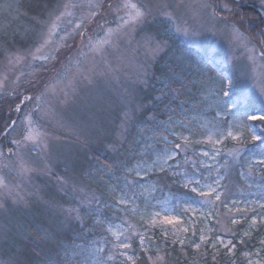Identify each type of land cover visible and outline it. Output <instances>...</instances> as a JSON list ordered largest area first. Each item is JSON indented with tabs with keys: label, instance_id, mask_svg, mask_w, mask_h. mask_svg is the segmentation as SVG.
<instances>
[{
	"label": "rangeland",
	"instance_id": "374dc122",
	"mask_svg": "<svg viewBox=\"0 0 264 264\" xmlns=\"http://www.w3.org/2000/svg\"><path fill=\"white\" fill-rule=\"evenodd\" d=\"M60 2L62 0L54 1L52 8ZM121 2L122 0H113L114 4ZM131 2L148 5L151 14L143 23L134 28L130 26L131 30L121 39L119 49L109 54L110 74L96 77L91 86L78 85L75 97L66 105L60 103L62 97H53V116L33 113V119L37 121L40 131L46 134V146L28 145L17 150L15 145L10 143L12 139L21 138L24 129L20 121L24 118V112L31 111L34 107L22 106L20 113L13 111L19 94H28L25 90L32 77L25 75L20 78L18 84H14L13 81L21 69H12L7 64L5 52L0 58V79L4 75L8 76L5 82L6 92L16 89V95H0V103L9 114L8 120L17 121L16 131L6 138L7 144L4 146L0 142V152L4 153V156L0 157V177L4 178L13 193L19 192L23 197L17 199L0 189V204H3V207H0V264H16L14 259H19L22 250V238H18L19 227L23 226L26 220L38 222L41 227L49 226L54 230L70 228L73 224L82 227L92 222L87 231L92 237L89 245L82 246L83 250L78 249L76 252L81 254L84 264H96L97 257L102 260V264H125L126 257L119 255V252L132 255L136 260L139 251L142 252L140 247L134 248L133 242L137 236H132L131 250H114V238L107 231L109 226L132 225L136 232L146 235L145 243L150 249L146 252L148 261L149 257L156 260L157 256H163V262L156 261V264H167L162 248L165 247V241L172 242V237L169 235L165 238L161 228L171 231L173 226L159 225L148 231L139 217L132 214L130 208L126 210L123 206L116 205V198L121 191H132L126 185L133 181L134 177H126L125 170L134 168L141 161L150 163L155 158L154 150L165 146L157 142L161 136H167L171 141L174 140L173 132H182L184 135L191 134L193 139L201 140L209 134L215 136L220 131L226 132L229 127L233 131H242L243 145L237 144L231 138L224 140L218 145L224 154L215 162L208 160L209 163L217 165H222L225 160L229 161L227 168H219L220 180L226 185V190L221 189L225 191L222 200L226 201L228 207L219 204L213 210L218 212L219 216L209 214L206 220L196 218L195 228L198 235L203 225L208 224L216 229L210 234L213 237L220 235L224 239L233 240L236 244L235 252L226 255L227 250L221 248L213 259V250L210 247L203 256L190 247L192 258L188 264H193V261L198 264H248L249 259L260 260L261 264H264V244L260 243L264 239V225L258 224L250 236H244L250 220H241L237 225H231L228 220L232 215L228 208L234 207L231 203L233 200L243 201L241 207L248 206V201H264V183L261 178L246 175V156L251 154V150H254L257 158L264 156V144L258 145V142L251 140L252 134L264 135V122L248 120L245 123L251 125V129H240L238 122L244 120V117L233 114L232 110L225 112L222 106H217V101L221 99L218 95L221 85H226L227 79H232L236 84L233 98L243 94L250 101L242 109L258 110L262 112L259 115H264V95L261 94L264 91V58L259 56L260 45L240 27V31L250 37L249 47L255 45L258 49L253 60V54L247 48L232 40L226 21L221 19L227 17V13L221 10L223 16L214 17L211 8L202 7L204 4L213 5L211 0ZM241 3L244 6H256L264 16L261 0H241ZM48 4L49 0H0V45L6 38L7 42H11L13 51L34 49L40 40L42 28L35 23L33 17L39 15L41 19H46ZM164 12L171 13L175 25L185 27L195 35L186 36L177 32L174 24L162 15ZM107 18L110 22L116 20L114 14ZM237 26H240L239 23ZM174 36L180 41L178 46ZM24 42L28 43L29 47L23 48L24 45L21 44H25ZM157 44L164 45L163 51L154 53L152 50ZM181 45L200 52L211 62L224 68L226 75L215 73L212 64L203 63L191 53L182 51ZM162 57L165 59L160 65L161 71L155 76V65ZM23 71L27 74L31 69L24 67ZM145 71L147 75H140ZM133 129L136 130L134 136ZM133 137H136L133 143L135 152H129L131 156L127 159L116 157L115 155L119 156L118 153L124 150L126 143L131 145ZM241 146L245 147L246 156L240 161H232L226 155L227 152ZM191 147L197 153L212 151L211 145L193 144ZM9 149H12V154H9ZM91 151L114 158L117 167L123 172L122 176H115L107 169L96 166V171L103 172L102 177L106 178L104 183L107 188H104V191L110 194L109 198H104L103 193L97 190L100 183L97 184L98 181L89 170L90 163L94 161ZM188 156L196 159L191 150ZM179 158L183 159V153ZM207 159L199 157V160ZM22 166L33 171L25 172ZM260 169L261 166L257 165L255 171L259 172ZM187 171H192L190 166ZM198 171L203 173V177H198L201 183L205 182L204 177L211 181L217 175L214 169L198 166ZM210 171L211 177L208 176ZM167 172L172 174L171 170ZM242 172L245 175H241ZM151 174L153 173L148 174L147 181L138 183L155 185L156 190L152 197L145 200V196L140 195L142 189L136 188V204L141 210L148 205V212L158 211L162 215L167 213L177 216L181 224L176 225V228L191 227L190 222L194 217L191 213L184 212L183 207L193 201L199 205L200 198L191 192H158L161 185L150 179ZM177 177L182 183V176ZM253 179L255 183L249 187ZM92 197L97 199L91 200ZM70 209H79V219L76 218L75 212L68 211ZM203 211L208 213V206H204ZM257 213H264V209L257 206ZM257 213L249 211L235 215L237 218L244 215L252 217ZM98 220L101 222L97 223ZM217 220L220 221L219 224L216 223ZM34 225L39 228L36 223ZM225 227L235 232L236 236H225L221 230ZM128 235H131V232ZM183 235L199 242L191 232ZM238 238H243L245 243H239ZM178 246L180 248L179 244ZM101 247L103 252H94V249ZM70 251L74 254L73 249ZM182 252L187 254L185 249ZM245 252L249 253L247 257ZM109 255L113 256L112 260L107 259Z\"/></svg>",
	"mask_w": 264,
	"mask_h": 264
},
{
	"label": "snow or ice",
	"instance_id": "6c2138e0",
	"mask_svg": "<svg viewBox=\"0 0 264 264\" xmlns=\"http://www.w3.org/2000/svg\"><path fill=\"white\" fill-rule=\"evenodd\" d=\"M202 7L211 8L214 17L219 16L217 9L228 14L227 17H221V19L226 21L232 40L247 48L253 54V60L256 58L255 53L258 49L255 45L249 47L250 37L241 32L240 27H243L244 24L254 25L251 38L258 40L260 45L259 56L264 58V16H258L255 19L250 18L247 13L243 12L244 5L241 0H216L214 7L211 4H204ZM261 7H264V0H261ZM113 14L116 16V20L110 22L107 17ZM150 14L151 9L148 5L133 3L131 0H122L119 4H114L113 0H62V2L57 3L55 7L47 11L46 19H41L39 15L33 17L35 23L41 25L42 28L40 40L34 49L30 48L23 52L20 50L13 51L5 38L3 51L7 57V64L12 69H21L13 83L18 84L20 78L25 75L32 77L28 81V87L25 90L28 94H19L18 102L13 111L20 113L22 106L34 105L31 111L24 112V118L20 121L24 129L21 138L12 139L10 143L15 145L17 150L28 145L39 147L43 144L46 146V134L40 131L37 121L33 119V113L51 117L54 115L52 108L53 97H62L60 103L66 105L75 97L78 85L91 86L94 84L96 77L109 75L111 71V65L108 63L109 54L119 49L121 39L131 30L130 26L134 28L136 25L143 23ZM162 15L166 16L169 22L174 24V17L171 13L164 12ZM237 17L239 18L238 21L235 20ZM237 23H239V27ZM174 27L177 32H181L186 36L195 35L194 32L190 33L187 28L180 25L174 24ZM163 47V44H157L152 51L154 53L163 51ZM24 67L31 69V72L26 74L23 71ZM140 75H147V73L145 71ZM7 80V75L0 79V95H16L15 88L11 92H6L5 82ZM235 87L236 84L232 79H227V84L221 85L218 93L221 99L217 101V106H222L225 112L233 109L240 111L250 102L248 97L243 94L233 98V89ZM261 94L264 95V91ZM248 120L264 122V115L245 114L244 120L238 122L239 128L248 127L251 129V125L245 123ZM16 126V120H9L3 128H0V137L6 138L10 136L16 131ZM172 135L174 140L171 141L167 136H161L158 139L157 142L165 146L154 150L155 158L150 163L141 161L134 168L125 170L126 177H134V180L126 185L132 191H121V194L116 198V205L123 206L126 210L130 208L132 214L139 217L148 231L159 225H172L173 230L161 228V232L165 238L170 235L173 245L179 244L182 251L185 247H191L195 252L203 256L210 247L213 250V259H215V255L219 253L221 248L227 250L226 255L234 253L236 244L233 243L232 239H224L220 235L213 237L210 234L216 229L209 227L208 224H204L197 235L195 224L196 218L206 220L209 218V214L219 216L218 212L213 211L219 204H224L225 207H228L226 201L222 200V197L225 196V191H221V189L226 190V185L222 184L220 180L219 168H227L229 161L225 160L222 165H217L209 163L208 160L215 162L224 154L222 149L218 147L224 140L231 138L237 144L243 145L244 141L241 139L242 131H233L229 127L226 132L220 131L215 136L214 134H209L205 139L201 140L193 139L191 134L184 135L182 132H173ZM251 140L264 144V135L252 134ZM193 144L211 145L212 151L204 150L197 153L191 147ZM190 150L192 151V156L196 157V159L188 156ZM181 153H183L182 160L179 158ZM9 154H12V149H9ZM226 155L232 161H240L242 157L246 156V149L243 146L237 147L227 152ZM3 156L4 153L0 152V157ZM200 156L208 159L199 160ZM246 163V175L248 177H260L262 183H264V156L257 158L254 150H251V154L246 156ZM257 165L261 166L259 172L255 171ZM189 166L192 169L191 172L187 171ZM198 166L204 169H214L217 173L216 178L209 181L208 177H204L205 182L201 183V179L198 177H203V173L198 171ZM23 170L25 172L33 171L28 168H23ZM169 170L172 171L174 177L177 175L182 176V187L200 198L199 205L193 201L183 207L184 212L191 213L194 217L190 222L191 227L181 226L176 228V225L181 224L177 216L167 213L162 215L158 211L148 212L146 210L148 205H146L144 210H141L140 206L136 204V188L142 189L140 195L145 196V200L152 197L156 190L155 185L148 183L139 184L138 181H147L149 173H164ZM177 170L182 171L178 172ZM211 175L210 171L208 176L211 177ZM241 175H245V173L242 172ZM254 183L255 179H253V183L249 184V187H252ZM0 189L5 190L9 195H14L17 199H23L19 192L13 193L9 189L3 177H0ZM96 199V197L91 198V200ZM231 203L234 206L228 208V212L232 213L228 218L231 225H237L241 223V220H250L247 230L243 233L244 236H250L252 230L258 224L264 225V213H257V206L260 209H264V201H248V206L244 207L240 206L244 203L243 201L233 200ZM204 206H208V213L203 211ZM0 207H3V204H0ZM97 207H99L98 201ZM68 211L70 213L75 212L76 218L79 219V209H70ZM249 211L257 213V215L252 217L244 215L240 218L235 215V213L246 214ZM100 222L99 220L97 221V223ZM216 223L219 224L220 221L217 220ZM125 224H127V221H125ZM221 230L225 236H236V233L229 228L225 227ZM107 231L114 238L112 245L114 250H131L133 235L139 238L142 251L148 252L150 250L149 245L145 243V233L136 232L132 225H127V227L123 225L109 226ZM129 232H131V235H128ZM189 232H191L193 237H197L199 242L183 235V233ZM238 239L239 243H245L243 238ZM260 243L264 244V239ZM103 251L102 247L94 249L96 253ZM119 255L125 256L127 261L135 264V258L132 255H127L125 252H119ZM244 255L247 257L249 253L245 252ZM107 259L112 260L113 256L109 255ZM163 260V256H157L156 260H152V257H149L151 264H156V261L163 262ZM96 264H102V260L99 257H97ZM193 264H198V262L193 261ZM248 264H261V261L249 259Z\"/></svg>",
	"mask_w": 264,
	"mask_h": 264
},
{
	"label": "trees",
	"instance_id": "16d2710c",
	"mask_svg": "<svg viewBox=\"0 0 264 264\" xmlns=\"http://www.w3.org/2000/svg\"><path fill=\"white\" fill-rule=\"evenodd\" d=\"M4 1V0H2ZM56 0H49V10L52 8V4ZM211 3L215 6L216 0H211ZM219 12V16H223L221 14V10L217 9ZM243 12L247 13L248 16L252 19H255L258 16H262L260 10L251 4H248L243 7ZM228 15V14H226ZM239 20V18H235ZM254 25L244 24L241 27L242 31L252 37V29ZM175 37V36H174ZM3 38H5L3 36ZM257 44H259L258 40L252 38ZM176 45L180 44V41L177 37L174 38ZM25 44L23 48L29 47V44L24 42ZM8 45H11V42H8ZM4 43L0 45V58L3 56ZM180 49L182 51H186L191 53L192 56L197 58L198 60L202 61L203 63L212 64L213 71L219 75H226V70L220 67L218 64L211 62L209 58L204 57L200 52L196 51L191 47H187L185 45H181ZM165 57H162L159 62L155 65L156 75H159L161 69L160 65L164 61ZM5 107H3L0 103V128H3L8 123L9 114L6 112ZM232 113L235 115H239L244 117L245 114L248 115H259L262 112L253 109H241L240 111L232 110ZM135 134V129H133ZM7 138V137H6ZM5 137H0V142L5 146L6 143ZM133 141H131V145L126 143L124 146V150L121 151L119 156L115 155L116 157H121V159H127L131 156L129 152H135V147L133 145L134 141H136V137H133ZM261 143H258L260 145ZM134 147V148H133ZM262 153L264 154V147L262 148ZM91 154L94 158V161L90 163L89 170L95 176V180H97L98 189L102 196L108 197L110 194L105 193L104 188H107V185L104 183L106 178H103V172H97L96 166H100V168H105L108 171L112 172L115 176H122L123 172L120 168L117 167L116 162L107 156H103L99 154L97 151H91ZM115 157V158H116ZM150 179L158 185V192L161 193H179V194H187L190 193L187 189L182 187V183L177 176H173L169 172L164 173H153L150 176ZM165 195V194H164ZM103 198V202L105 199ZM27 222L19 227V236L18 238H22L21 245V253L19 259H14L16 264H84L82 256L80 253H76L78 249H82L86 245H89V240L92 238L90 233H88V227L92 225V222L85 224L84 226L80 227L79 224H73L70 228L63 227L61 230L57 228L54 230L51 229L49 226H45L44 228L39 225L38 222H34L32 220H26ZM37 224L39 228H37L34 224ZM87 234V236H86ZM138 237L134 239V248H139L140 244L138 241ZM80 243V244H78ZM81 246V247H79ZM83 246V247H82ZM70 249L74 250V254L70 253ZM187 250V254L185 255L181 248H179L178 244L173 245L170 241H165V247L162 248L163 253L166 255L167 264H188L192 258V249L190 247H185ZM76 253V254H75ZM183 253V254H182ZM155 254V253H152ZM3 260H5L3 258ZM125 264H131V262L126 260ZM135 264H149L148 257L146 252L139 251V257L135 260Z\"/></svg>",
	"mask_w": 264,
	"mask_h": 264
}]
</instances>
